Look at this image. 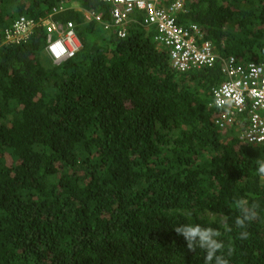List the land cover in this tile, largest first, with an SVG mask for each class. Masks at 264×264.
I'll return each mask as SVG.
<instances>
[{
    "label": "trees",
    "instance_id": "obj_1",
    "mask_svg": "<svg viewBox=\"0 0 264 264\" xmlns=\"http://www.w3.org/2000/svg\"><path fill=\"white\" fill-rule=\"evenodd\" d=\"M63 2L75 58L42 29L0 48V264H264V145L217 126L221 63L176 72L152 31L106 30L104 0H0V30ZM186 6L220 56L264 64V0Z\"/></svg>",
    "mask_w": 264,
    "mask_h": 264
},
{
    "label": "built area",
    "instance_id": "obj_2",
    "mask_svg": "<svg viewBox=\"0 0 264 264\" xmlns=\"http://www.w3.org/2000/svg\"><path fill=\"white\" fill-rule=\"evenodd\" d=\"M111 8L106 30L126 39L130 29L142 26L154 33V41L169 49L173 69L178 73L213 67L221 63L226 81L212 90L211 106L218 109L216 124L223 131L239 128L240 141L248 145H264V64L241 63L235 56L222 57L196 24L180 22L187 14L186 0H104ZM73 6L63 2L52 9L47 18H20L11 29L0 30V48L22 45L42 29L46 37L45 51L57 65L75 58L82 48L75 24L55 18ZM88 21H101L103 15L86 12ZM264 166V164H263ZM264 181V175H261Z\"/></svg>",
    "mask_w": 264,
    "mask_h": 264
},
{
    "label": "clouds",
    "instance_id": "obj_3",
    "mask_svg": "<svg viewBox=\"0 0 264 264\" xmlns=\"http://www.w3.org/2000/svg\"><path fill=\"white\" fill-rule=\"evenodd\" d=\"M70 5H72L73 6V8L72 9H70L69 11H67V12H70L71 10H81V8L79 7V5L77 4V3H71ZM53 9V8H52ZM52 12V11H51ZM51 12H50V14H51ZM67 12H65V13H67ZM65 13H63V14H65ZM86 13V12H85ZM49 14V15H50ZM63 14H61V15H59V16H57V17H60V16H62ZM49 15L47 16V18L49 17ZM55 18L56 20H59V21H61L59 18ZM46 18V17H45ZM32 19H36V18H32ZM40 19V18H39ZM63 22V21H62ZM64 23V22H63ZM46 52V51H45ZM258 171H259V173H261L262 175H264V166H262L261 168H259L258 169ZM255 216V214H253L252 216H246L245 217V219L246 220H249V219H252L253 217ZM240 224H244V221L243 220H239L238 221ZM190 233H191V235H193V236H195V235H197V234H199L200 236H201V238L202 239H204V240H207L208 239V233H206V232H200V230L198 229V228H196V229H191L190 230ZM217 235L219 234V233H216ZM247 237V233L246 232H244V233H241V238L242 239H244V238H246ZM211 248L215 251V250H220V249H222L223 248V245L222 244H219V243H215L214 241L211 243ZM211 252H209V259L211 258ZM230 254V253H229ZM223 264H227V262L225 261V262H223Z\"/></svg>",
    "mask_w": 264,
    "mask_h": 264
},
{
    "label": "crops",
    "instance_id": "obj_4",
    "mask_svg": "<svg viewBox=\"0 0 264 264\" xmlns=\"http://www.w3.org/2000/svg\"><path fill=\"white\" fill-rule=\"evenodd\" d=\"M240 129V128H239Z\"/></svg>",
    "mask_w": 264,
    "mask_h": 264
}]
</instances>
